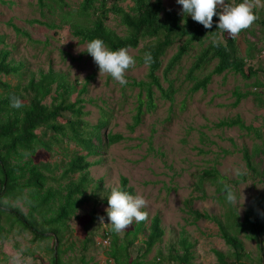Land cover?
I'll use <instances>...</instances> for the list:
<instances>
[{
    "label": "rangeland",
    "instance_id": "1",
    "mask_svg": "<svg viewBox=\"0 0 264 264\" xmlns=\"http://www.w3.org/2000/svg\"><path fill=\"white\" fill-rule=\"evenodd\" d=\"M109 1L111 6L114 0ZM65 2L70 9H78L83 0ZM225 2L235 5V0ZM163 4L166 12L182 13V6L176 0H163ZM119 5L129 9L132 1L123 0ZM253 5L252 10L258 14L257 21L249 27V32L241 31L234 37L243 57L247 53V41L254 43V59L248 62V67L258 71L257 76L250 80L231 73L214 76L206 91L193 93V84L187 79V74L198 53L196 48L170 76L177 90L174 101L162 99L160 92L156 91L157 108L145 114L142 124L131 133L129 126L136 115L138 89L128 85L122 87L107 73L99 72L92 57L84 52L87 44L79 43L70 27L61 24V10L52 3L42 8L39 0H0V52H9L10 60L20 69L18 74L4 80L13 86H24L41 72H61L77 85L78 90L87 86V92L81 96L88 113L85 119L97 124L102 117H109L110 124L105 132L124 137L122 142L103 151L101 158L89 159L91 162L102 161L90 169L93 181L88 190L90 201L81 207L76 218L68 221L60 247L65 264H83V260L89 264H113L108 258L109 248L100 245V241L103 230L111 229L107 224V197L113 187H121L122 177L128 179L136 195L146 200V207L142 210L147 213V226L159 215L165 230L162 242L143 258L145 236L140 235L132 250L133 260L140 257L151 262L160 256H168L183 234L195 244L193 264H218L215 250L232 253L216 223L207 220L193 223L190 212L207 213L224 220L225 213L232 206L243 217L252 207L255 197L264 196V178L252 174L243 158L247 149L253 155L258 174L264 169V108L255 102L253 96L234 106L236 92L261 93L264 100V86L259 90L253 87L256 81L264 84V28L260 24L264 16V0H255ZM33 20L42 21L47 26L31 24ZM53 25L56 28H52ZM107 25L119 34L124 32L120 20L114 15H110ZM225 33L226 37L232 36ZM177 50L178 46H175L169 51L164 67ZM128 54L134 58L139 50H128ZM214 66L203 72L201 77L209 74ZM147 74V66L135 63L125 72V77L129 83L145 80ZM162 84L168 88L163 79ZM50 102V99L46 101L47 104ZM237 117L260 132V137L255 131L249 133L238 127H215L222 120ZM64 147L69 148V152L75 150L72 144L65 143ZM69 152L59 147L48 154L41 151L35 162L60 165L62 161L69 160L66 157ZM214 170L226 178L223 183L235 193V204L219 200L221 186L206 178L207 173ZM19 205L25 213L28 212V207ZM94 210L104 217V224L98 219L93 227L86 230L89 215ZM86 233H89V243L85 245L83 237ZM120 235L123 237V232ZM239 238L248 255L244 262L261 264L258 243L243 234ZM31 239L28 234L16 233L0 237V264H9L21 250L27 257L24 264H52L53 241L32 243Z\"/></svg>",
    "mask_w": 264,
    "mask_h": 264
},
{
    "label": "trees",
    "instance_id": "2",
    "mask_svg": "<svg viewBox=\"0 0 264 264\" xmlns=\"http://www.w3.org/2000/svg\"><path fill=\"white\" fill-rule=\"evenodd\" d=\"M122 1L114 0L109 6V0H83L78 9H70L65 0H49L48 3L39 0V4L42 8L55 4L62 12L61 24L69 26L73 37L81 44L99 38L113 51L122 47L139 50L134 59L139 66H147L148 74L145 80L127 83L139 91L136 115L133 124L129 126L131 133L142 124L145 114L157 108L156 91L160 92L162 99L174 101L177 90L170 76L196 48L198 53L187 74V79L193 84V93L206 91L214 76L231 73L246 80L257 76L258 71L248 67V62L254 59V43L248 40L246 56H241L237 39L234 36L226 37L224 31L217 29V16L213 17L212 28L206 29L190 16L166 12L163 0H131L132 6L129 9L119 5ZM240 2L242 0H235V4ZM247 2L253 5L255 0ZM255 8L253 5V9ZM253 13L258 17L255 10ZM110 15L120 20L124 28L123 34L107 25ZM256 21L257 19L254 22ZM30 23L47 26L39 20ZM260 24L264 28V16ZM52 28L56 27L53 25ZM15 29L21 32L20 29ZM242 32H249V28ZM26 36L30 38V35ZM175 46H178L177 52L164 67V59ZM146 52L152 55L149 65L143 61ZM212 65H215L214 69L201 77ZM19 70L10 60L9 52H0V237L9 233L28 234L32 237V243L51 239L52 264H65L60 247L68 229V221L76 218L81 207L90 201L88 190L93 182L90 169L102 161L99 159L91 162L89 159L101 158L103 151L119 144L124 137L105 132L110 124L109 117H102L97 124H91L85 119L88 113L85 112L81 96L87 92V86L78 90L67 75L54 70L33 76L24 86H13L4 80L18 74ZM160 72L163 73L162 77L159 76ZM162 79L168 83L167 89L163 87ZM263 86L259 81L253 85L256 90ZM12 95L20 98L23 105L21 109L10 107ZM252 96L264 108L261 93L253 92H236L234 106H239L243 100ZM48 99L51 100L50 104L46 103ZM215 127H238L249 133L255 131L240 117L222 120ZM255 132L260 137V132ZM65 143L74 145L75 150L69 152L70 149L64 147ZM55 147L69 152L70 155L66 156L69 160L62 161L60 165L35 162L41 151L48 154ZM243 158L252 174L264 178V169L258 174L253 155L247 149L243 152ZM58 172L61 173L58 175ZM206 176L210 182L221 186L219 200L227 202L226 193L230 189L223 183L226 178L217 170L208 172ZM120 189L136 196L126 177L121 178ZM19 204L28 207V212L25 213ZM190 214L193 223L200 220L216 223L222 239L232 250L231 254L215 250L218 264H246L244 258L248 255L239 238L241 234L258 243L259 259L264 264V196L255 197L252 207L246 210L243 217L232 206L225 213L224 220L197 211H191ZM100 217L96 210L92 211L86 230L93 227ZM106 232L110 238L108 258L113 264H193L195 261L192 251L195 244L185 234L168 256H160L151 262L142 259L165 236L159 215L151 220L149 226L147 217L127 226L121 231L123 237L121 232L116 233L112 228L104 229L102 237H105ZM142 234L145 236L142 258L133 260L132 250ZM83 241L85 245L89 243V233L85 234ZM83 264L89 263L83 260Z\"/></svg>",
    "mask_w": 264,
    "mask_h": 264
},
{
    "label": "clouds",
    "instance_id": "3",
    "mask_svg": "<svg viewBox=\"0 0 264 264\" xmlns=\"http://www.w3.org/2000/svg\"><path fill=\"white\" fill-rule=\"evenodd\" d=\"M182 6L181 12L184 17L190 16L195 22L209 29L213 26V17H218L217 29L236 36L242 30L249 28L257 19L253 13L252 5L247 0L229 5L225 0H176ZM217 9H221L217 11ZM90 55L98 66L100 73H107L120 86H126L128 81L125 72L132 67L136 61L128 54L127 48L110 50L103 40L97 38L89 41L84 51ZM146 65L152 62V55L146 52L143 57ZM10 107L21 109L23 107L20 98L10 96ZM226 200L229 204H235L236 195L231 190L226 193ZM108 208L106 214L111 228L114 232L120 233L133 221L140 222L146 219L147 213L142 209L146 207V200L140 196H133L127 191L113 187L107 197ZM104 224V217L99 218ZM27 257L23 256V250L12 257L9 264H24Z\"/></svg>",
    "mask_w": 264,
    "mask_h": 264
},
{
    "label": "built area",
    "instance_id": "4",
    "mask_svg": "<svg viewBox=\"0 0 264 264\" xmlns=\"http://www.w3.org/2000/svg\"><path fill=\"white\" fill-rule=\"evenodd\" d=\"M100 245L104 247H108L110 245L109 234L106 232L105 237H103L100 241Z\"/></svg>",
    "mask_w": 264,
    "mask_h": 264
}]
</instances>
